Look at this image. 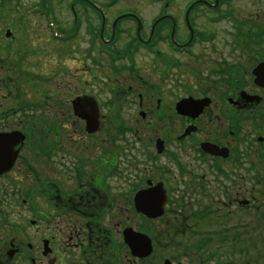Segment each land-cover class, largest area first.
Instances as JSON below:
<instances>
[{
	"label": "flooded vegetation",
	"instance_id": "obj_1",
	"mask_svg": "<svg viewBox=\"0 0 264 264\" xmlns=\"http://www.w3.org/2000/svg\"><path fill=\"white\" fill-rule=\"evenodd\" d=\"M143 1L57 0L52 53L0 35V264H264V23L244 29L232 0L146 21Z\"/></svg>",
	"mask_w": 264,
	"mask_h": 264
},
{
	"label": "rangeland",
	"instance_id": "obj_2",
	"mask_svg": "<svg viewBox=\"0 0 264 264\" xmlns=\"http://www.w3.org/2000/svg\"><path fill=\"white\" fill-rule=\"evenodd\" d=\"M37 1L38 0H6L3 5L1 4L2 0H0V35H5L7 29H10L13 33H26L27 36L32 37L33 42L38 41L36 48L44 51V54L48 52L52 53L54 52L52 49L47 52L45 51L47 48H50L48 42L46 41V35L50 32L53 33V29L54 31L56 30V25L52 24L51 26H53V29L50 27L51 30L47 28L48 20L45 15L38 12V9L40 8L36 6ZM129 1L133 2L135 0H121V4L111 10V15H113V12L117 9L129 6ZM164 1L165 0H144L141 4L136 5H140L138 9H140L141 15L145 18V20L150 21L151 17L157 15L160 10L159 5ZM172 1V10H175L177 15L182 16L184 6L188 0ZM255 1L256 0H232L231 5L229 6L233 16L239 21H244V29L249 27V21H252L254 18L257 19L259 23H264V15L262 14L264 12V0L262 2L257 1V3H254ZM132 5L136 6L135 4ZM52 6L54 8L55 16L59 19V25H69L71 21V13L69 10L66 7L59 6L57 4V0H53ZM227 7V5L224 6V8ZM223 26V46L226 48L227 43L232 40L229 34L234 32V25L231 21L226 20ZM226 31L229 33L226 34ZM29 44L32 47L31 41H29ZM33 60L37 61V63L41 65L40 67L44 66V70H46V66L50 63V56L47 54L45 56L30 58V61L32 62V64L30 63L31 68L37 70L33 65ZM64 62L66 63V55L64 56ZM3 72L4 70L0 68V75ZM181 80H183V78ZM173 89L175 94L184 92L183 87H175Z\"/></svg>",
	"mask_w": 264,
	"mask_h": 264
},
{
	"label": "water",
	"instance_id": "obj_3",
	"mask_svg": "<svg viewBox=\"0 0 264 264\" xmlns=\"http://www.w3.org/2000/svg\"><path fill=\"white\" fill-rule=\"evenodd\" d=\"M188 16H189V12H187L186 14L187 22L189 24ZM7 33L9 35L10 31L8 30ZM192 36H193V32H192ZM254 72L257 75L256 82L264 86V63L259 64L255 68ZM198 103H199L198 101H194L190 99H183L177 103V106H176L177 112L180 114H185L189 109H192V108L198 109L199 108ZM3 138L4 140L8 142H12V140L14 139V135H8ZM4 153L5 151L0 150V154H4ZM1 158L2 156L0 157V159ZM10 161H11L10 158L5 159V162L0 161V172L9 168V165L4 164V163H9ZM140 200L143 201L144 208L147 207V208H154V209L160 208L161 209L163 207L164 202L166 201L165 190L162 184H159L149 189H145L143 196H140Z\"/></svg>",
	"mask_w": 264,
	"mask_h": 264
},
{
	"label": "trees",
	"instance_id": "obj_4",
	"mask_svg": "<svg viewBox=\"0 0 264 264\" xmlns=\"http://www.w3.org/2000/svg\"><path fill=\"white\" fill-rule=\"evenodd\" d=\"M5 1H6V0H2L1 4H3V5H4V4H5Z\"/></svg>",
	"mask_w": 264,
	"mask_h": 264
}]
</instances>
